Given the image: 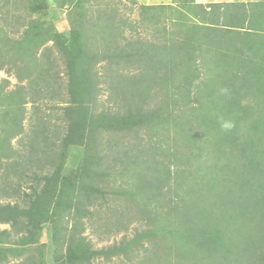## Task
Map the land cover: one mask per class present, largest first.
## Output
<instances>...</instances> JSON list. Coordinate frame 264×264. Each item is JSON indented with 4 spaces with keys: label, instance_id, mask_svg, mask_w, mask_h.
Wrapping results in <instances>:
<instances>
[{
    "label": "trees",
    "instance_id": "1",
    "mask_svg": "<svg viewBox=\"0 0 264 264\" xmlns=\"http://www.w3.org/2000/svg\"><path fill=\"white\" fill-rule=\"evenodd\" d=\"M158 6L141 10L159 42L129 47L115 40L126 24L113 10L99 8L107 20L101 25L77 7L69 30L58 32L38 19L44 10L34 0H0V71L19 83L13 92L5 91L7 79L0 83V147L8 150L0 151V264L21 258L12 264H92L101 257H123L124 264H264V0ZM23 9L38 18L24 23L19 15L13 24L11 13ZM163 20L180 22L184 39L167 38L158 26ZM108 25L114 32H106ZM54 54L65 67L64 86ZM102 63L112 64L102 82L118 100L116 111L95 112ZM113 65L138 69L139 76ZM199 65L208 73L203 80ZM155 89L164 100L154 106ZM39 100L61 101L62 118L44 117ZM28 103L35 138L21 159L9 141L22 130ZM222 121L233 122L231 131L221 129ZM179 133L191 145L196 140L195 156L188 140L179 150ZM71 151L79 156L68 169ZM107 195L124 200L111 206ZM102 207L104 237L136 227L131 238L123 234L119 244L97 250L84 234ZM45 226L50 242L39 244Z\"/></svg>",
    "mask_w": 264,
    "mask_h": 264
},
{
    "label": "rangeland",
    "instance_id": "2",
    "mask_svg": "<svg viewBox=\"0 0 264 264\" xmlns=\"http://www.w3.org/2000/svg\"><path fill=\"white\" fill-rule=\"evenodd\" d=\"M71 1V4H69ZM70 1H60V0H34V2L36 4H38L43 10L42 11V16L40 18L37 17V14H32L30 16V13L28 12V10L23 9L22 11H18V12H12L11 13V17L13 19V24L16 21V18L20 15L22 17V15L24 16V23L27 22L28 17L30 16L31 18H38L40 20H44V18L46 19L47 23H51L52 27L57 30L58 32H63V31H68L69 28L71 27V21L69 20V15L70 13L73 14L75 8L77 7H82L84 14L86 15H90V14H94V18H101V25H103L107 20L103 19L104 16H102L104 13L100 10V9H106L109 14H111V10H113L112 13H114V17L119 18V19H123L125 22V26L122 29V35L120 36L119 39H115L118 40L121 46H124L125 44H129V47H132L135 45L136 41H141L142 43H152V44H156L159 42V38L155 37L157 34V32H154V29L152 28V25H146L147 21L143 20V16H142V7H150V5H168L170 4L171 0H70ZM198 3H202V4H210V3H229V2H241V3H251V2H255V1H259V0H196ZM65 3V6H62V4ZM158 6V7H159ZM98 8V9H97ZM100 8V9H99ZM87 9V10H86ZM165 9H167V7H165ZM116 10V12H114ZM75 13V12H74ZM78 13V12H77ZM108 15V14H106ZM78 16V15H77ZM152 18V16H149L148 19ZM131 26L135 29L134 30H129L128 27L126 26ZM160 25H162L163 27H165L167 35V38H170V36H174L176 37V41H181L182 39H184V35L185 32H183V28L180 27V22L179 23H172L170 20H163L161 23L158 24L159 27H161ZM19 27V26H18ZM151 27V28H150ZM24 28L20 27L18 32L16 33V35L19 37V35H21V30L23 31ZM111 30L112 32H114L113 28H111V26H106L104 28ZM20 32V33H19ZM107 32V30H106ZM19 33V34H18ZM169 33L171 34L169 36ZM15 35V36H16ZM20 39V38H19ZM163 43V42H162ZM51 43H46L44 46L46 45H50ZM43 47H41L39 50L36 51V56L40 57V53L43 50ZM55 56V57H54ZM52 61L55 63V68L58 71V79L59 82L62 84V86H64L67 83V78L64 75L65 74V67L63 62H61V59L59 58V56L57 54H54ZM114 67L112 68L113 71L121 73L124 76L127 77H131L134 79H137L139 76V70L138 69H133V68H124L123 67H119L117 65H113ZM111 67L112 64L110 65V68H107V65L102 63L101 65L96 67V70L98 72V79H100L101 83L98 86L100 88V93L98 94L97 97V101H96V107H95V112H99L101 110H110V111H116L118 110L117 107L115 106L118 103L117 98L114 97V95H110L108 92V88L107 86L102 82V81H106V79L104 78V74L107 73V71H111ZM199 68V78L200 80H203L204 78H206L205 72L203 70V67H201L200 65L198 66ZM214 70L209 71L211 77H214L216 74L213 73ZM2 79H7L10 83L6 86L5 91L8 92H13L15 91V86L19 85V83L14 79L13 76L7 77V75L3 72L0 71V83L2 81ZM18 83V84H17ZM24 83V82H22ZM20 85H23V84ZM195 86V85H193ZM193 88V87H192ZM65 89L63 88V90L61 91V93H64L66 96V93L64 91ZM157 95L155 100L153 101V105H159L161 102H163V96L161 97V94H158V91L155 89ZM54 102H49V101H42L39 100L37 101V103L35 105L38 106V109L40 111V113L44 116V117H50L52 119H54V117H59V119L62 118V110L61 108H57L59 107V105H61V101L57 102L56 104H53ZM54 105V106H53ZM64 105V104H62ZM26 109V114H25V119L22 122V130L20 129V131L18 132V136L12 138L9 142V145L11 148H13L15 150V152H19L18 154H20L19 156H22L21 159H24V155L23 153L26 152V148L27 145L29 144V142L35 138V136L33 137L32 135V124H33V120L31 121V112H32V108H31V104L28 103L25 106ZM60 124V123H59ZM1 125V124H0ZM2 127V126H0ZM37 130H41L38 127H35ZM15 129V128H13ZM34 129V130H36ZM10 130V129H9ZM18 131V129H16ZM53 131V130H51ZM40 132V131H39ZM39 132H35V133H39ZM139 133V137L142 140H146L148 138L147 135V131L145 129H141L140 131H138ZM42 133L39 135L38 134V138L39 136H41ZM104 135L101 137L103 140H105ZM5 135L1 136L2 140L5 139L4 138ZM1 140V142H2ZM188 139L185 138L184 134L179 133V135L177 136V145L179 147V150L183 149L185 146H187L189 144L190 148L192 149L193 155L195 156L197 147L194 148V143L195 141H193L192 145H191V141L188 140L190 143H188L187 141ZM21 143H23V147H21ZM188 143V144H187ZM4 145V143H3ZM24 145L26 148H24ZM181 148V149H180ZM24 149V150H23ZM0 151H3L5 154L8 152V150L4 149L3 147H0ZM187 151H189L187 149ZM185 151V152H187ZM195 151V153H194ZM198 151V150H197ZM199 152V151H198ZM5 156V158H7L8 156ZM4 156L2 158H4ZM78 151H71L70 154L68 155V159H67V166L68 169H72L73 166L72 164H74L77 159H78ZM4 162V160H3ZM116 183H119V181H117ZM260 183H248V187L251 188V186H259L260 187ZM112 191H115V188L113 187L111 189ZM110 189L107 190V192H109ZM248 191L245 189L243 191V193H247ZM107 202L109 203V205H111L113 202L118 203V204H122L121 202H123L124 198H118L113 199V195H107ZM100 203V201H98ZM114 205V203L112 204ZM111 205V206H112ZM98 209V207L96 208V210ZM100 216L101 218L95 222V225L92 226L90 224H87V230L85 231L86 237L91 241L92 243V247L93 249H107L108 247H111L114 244H119V241L122 239V235L125 234V236L127 238H131L133 236V228L136 227V223H134L132 226L129 225L128 226V232L127 233H123L119 232V233H114L112 236L110 237H104L102 235V230L99 228V226L101 227V224L103 222V225L106 223L105 221V214H104V208H101V212H100ZM108 217H110L111 219H113L110 215H108ZM102 219V220H101ZM246 225L251 226V222H246ZM0 228H4V226H0ZM50 235V229L48 226H45L41 235H40V241L39 244L41 243H49L50 239L49 236ZM101 235V236H100ZM104 237V240H100V238ZM35 257L38 258V255L36 253V249L31 251ZM22 259V258H21ZM21 259H12L10 260V262L8 264H12L13 262H18ZM125 263V259L123 257L119 258V259H115L112 258L111 260H107L104 257L101 258H97L95 259V261H93L92 264H124ZM131 264V263H130Z\"/></svg>",
    "mask_w": 264,
    "mask_h": 264
},
{
    "label": "clouds",
    "instance_id": "3",
    "mask_svg": "<svg viewBox=\"0 0 264 264\" xmlns=\"http://www.w3.org/2000/svg\"><path fill=\"white\" fill-rule=\"evenodd\" d=\"M222 91H226V90H222ZM234 127L233 122L231 121H222L221 122V129L223 131H231V129Z\"/></svg>",
    "mask_w": 264,
    "mask_h": 264
}]
</instances>
